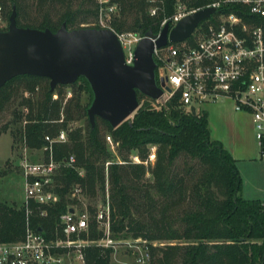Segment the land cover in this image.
I'll return each instance as SVG.
<instances>
[{
    "label": "trees",
    "instance_id": "1",
    "mask_svg": "<svg viewBox=\"0 0 264 264\" xmlns=\"http://www.w3.org/2000/svg\"><path fill=\"white\" fill-rule=\"evenodd\" d=\"M117 1L112 29L144 34L149 27L158 32L178 2L194 8L210 0ZM151 4L157 7L153 15ZM0 5L6 22L0 30L7 28L13 7L20 26L56 30L66 22L68 28L98 27L93 0H0ZM228 11L264 29V17L247 12L246 6L222 9ZM68 89L71 95L66 97ZM83 91L89 95L87 101L81 99ZM137 97L139 105L129 119L112 127L96 117L91 126L86 110L92 89L84 76L53 90L49 80L38 75L18 74L3 84L0 114L15 102L17 106L0 134L14 123L11 133L20 145L39 149L45 158L50 151L43 147L50 145L61 165L53 178L59 199L46 207L47 215L39 214L41 206L32 201L0 200V241L22 240L27 228L42 230L50 239L62 237V212L71 205L82 208V199L73 194L79 185L81 196L91 200L85 206L90 217L83 239L105 236L96 219L100 195L101 206L109 205L110 236L139 237L142 249L147 247L149 264H264V199L244 197L236 159L211 137L208 111L186 112L177 94L164 103L140 92ZM84 118V125L74 124ZM60 130L67 139L49 144L46 137H55ZM152 147L155 158L149 160ZM69 155L74 156L71 164L65 162ZM91 241L82 248L87 264H116L111 260L113 247Z\"/></svg>",
    "mask_w": 264,
    "mask_h": 264
},
{
    "label": "built area",
    "instance_id": "2",
    "mask_svg": "<svg viewBox=\"0 0 264 264\" xmlns=\"http://www.w3.org/2000/svg\"><path fill=\"white\" fill-rule=\"evenodd\" d=\"M97 2V25L107 27L117 33L124 54V63L131 65L135 59V46L143 34L134 31H116L112 29L113 14L118 10L117 0H93ZM154 2L155 0H149ZM213 6L219 12H214L204 24H198L194 42L182 44H168L163 47H154V59L157 66V80H165L171 89L160 99L164 103L171 95L178 96L179 104L186 112L197 104L205 102L231 99L237 111H248L251 114L255 129V139L258 143L259 154L264 157V29L261 24L247 22L233 11L222 12L226 7L246 6V11L254 16L264 17V0H210L205 5L188 7L178 2L170 16L162 19L161 27L166 21L173 26L185 14L194 12L202 7ZM157 7L149 6V13L155 14ZM214 14L218 16L213 17ZM203 21V20H202ZM6 25L1 15L0 26ZM67 96L71 91H67ZM56 96V94H54ZM106 140L112 148V139L109 134ZM49 144L52 141H65L66 132L60 130L55 137H46ZM47 158L32 159L22 155L18 165L22 171L24 182V202L30 201L41 206L39 214L47 215L46 207L54 205L59 197L54 189V174L61 165L56 160L49 145ZM137 159V157H134ZM155 158V148L152 147L149 160ZM74 161L69 155L67 164ZM83 174V171L79 172ZM73 194L81 198V186L73 188ZM72 208V211H69ZM60 215V226L63 236L48 238L42 230L27 228L25 236L18 241H0V264H62L65 251H74L77 264H87L82 248L91 240L83 239L81 234L87 231L90 212L71 205ZM28 211V210H27ZM109 205L103 204L96 210V219L104 228L105 236L97 244L115 247L117 240L110 236ZM138 237L128 242L137 250L136 259L139 264H149L147 247H141ZM143 241V240H142ZM64 249L63 251L58 250ZM132 249L134 252L136 250ZM136 253V252H135Z\"/></svg>",
    "mask_w": 264,
    "mask_h": 264
},
{
    "label": "water",
    "instance_id": "3",
    "mask_svg": "<svg viewBox=\"0 0 264 264\" xmlns=\"http://www.w3.org/2000/svg\"><path fill=\"white\" fill-rule=\"evenodd\" d=\"M214 12L219 10L202 7L185 14L173 26L166 21L158 32L149 27L134 48V62L126 65L118 35L111 29L68 28L66 22L56 30L20 26L13 7L7 28L0 30V89L18 74L46 77L50 90L84 76L92 89L93 99L86 110L91 126L101 117L116 127L138 107L137 92L160 99L164 89H171L162 77L157 80L154 47L190 37ZM190 112L196 113L194 106Z\"/></svg>",
    "mask_w": 264,
    "mask_h": 264
},
{
    "label": "rangeland",
    "instance_id": "4",
    "mask_svg": "<svg viewBox=\"0 0 264 264\" xmlns=\"http://www.w3.org/2000/svg\"><path fill=\"white\" fill-rule=\"evenodd\" d=\"M218 16L214 14L213 17ZM93 21V20H92ZM95 23V22H92ZM2 27V26H0ZM195 34H192L190 37L186 39L187 42L195 40ZM183 41L179 42H168V44H182ZM73 89L74 87H69ZM69 90V89H68ZM67 90V91H68ZM67 94V92H66ZM88 93L83 91L81 92L82 101L88 100ZM67 97V95H66ZM155 103L154 105H157ZM17 106V102L7 107L0 114V128L6 121L13 120V114L11 109ZM198 109H205L209 113L210 119V128L212 129L211 137L214 138L216 135L217 138L221 137H230L232 133H236L242 143H253L259 154L258 143L255 139V134L253 132L252 119L251 115L248 112H236L232 111V100L226 99L213 103H202L197 104ZM85 118L80 121H75L74 124L84 125ZM15 124L10 122L9 125L4 130L1 129L0 134V200H7L9 202L21 203L24 200V182L22 178V173L20 167L17 165L18 160L22 155H28L31 158H39L42 157V153L39 149L33 150L28 149L20 145L19 140L13 133H11V129L15 128ZM15 137V138H14ZM19 143V144H18ZM115 153V151L113 150ZM264 158V157H263ZM259 175V185L264 189V169L261 168L258 171ZM251 180L250 177L248 179ZM251 182V181H250ZM261 193V199H264V190ZM82 199V208L85 209V206L91 200L88 197L81 196ZM260 199V198H259ZM98 205L101 207L102 199L99 195ZM116 245L113 248V252L111 254V260L116 264H139L138 259H136L135 252L137 251L132 247L128 242H131L132 239H116ZM136 250L135 252L132 250ZM62 264H77L76 259L74 258V251L68 252L65 251V255L63 258Z\"/></svg>",
    "mask_w": 264,
    "mask_h": 264
},
{
    "label": "crops",
    "instance_id": "5",
    "mask_svg": "<svg viewBox=\"0 0 264 264\" xmlns=\"http://www.w3.org/2000/svg\"><path fill=\"white\" fill-rule=\"evenodd\" d=\"M213 102H218V101H213ZM213 102H208V103H213ZM231 109L232 111H236V112H248V111L235 110L233 107V102ZM209 123H210V119L208 113V125L210 128ZM252 126H253V122H252ZM210 132L212 135L211 128H210ZM253 132L255 134L254 126H253ZM235 134L236 133L234 132L232 133V135H230V137H225V138L221 136L220 138H217L216 135H214L215 136L214 138L220 140L221 143H223L226 149L229 151V153L234 157V159H236V166L239 171V174L242 177V192L244 197L261 199L262 195L259 192L260 191L263 192L264 189L259 185L258 171H260L261 168L264 169V158H262L260 154H258L257 148L253 143L250 144L242 143L240 137H238ZM249 177L251 179L250 180L251 182L248 180Z\"/></svg>",
    "mask_w": 264,
    "mask_h": 264
}]
</instances>
